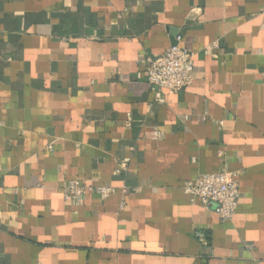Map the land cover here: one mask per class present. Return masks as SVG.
<instances>
[{
    "label": "crops",
    "instance_id": "1",
    "mask_svg": "<svg viewBox=\"0 0 264 264\" xmlns=\"http://www.w3.org/2000/svg\"><path fill=\"white\" fill-rule=\"evenodd\" d=\"M177 35L169 94L139 60ZM263 79L264 0H0V264H264ZM221 170L231 220L183 189Z\"/></svg>",
    "mask_w": 264,
    "mask_h": 264
},
{
    "label": "built area",
    "instance_id": "2",
    "mask_svg": "<svg viewBox=\"0 0 264 264\" xmlns=\"http://www.w3.org/2000/svg\"><path fill=\"white\" fill-rule=\"evenodd\" d=\"M181 37L157 56H146L139 60L151 87L174 94L192 82L193 59L195 52L181 45ZM264 82V79H263ZM234 173L226 170L199 173L189 180L183 189L193 202L198 200L202 206L214 211L225 220H231L237 209L239 184ZM94 192L101 198L109 197L112 186H92L78 180H70L64 191V198L71 199ZM201 239L202 235H199Z\"/></svg>",
    "mask_w": 264,
    "mask_h": 264
}]
</instances>
